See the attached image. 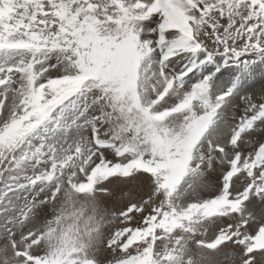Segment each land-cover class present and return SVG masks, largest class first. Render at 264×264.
<instances>
[{"label":"snow or ice","instance_id":"obj_1","mask_svg":"<svg viewBox=\"0 0 264 264\" xmlns=\"http://www.w3.org/2000/svg\"><path fill=\"white\" fill-rule=\"evenodd\" d=\"M0 264H264V0H0Z\"/></svg>","mask_w":264,"mask_h":264}]
</instances>
